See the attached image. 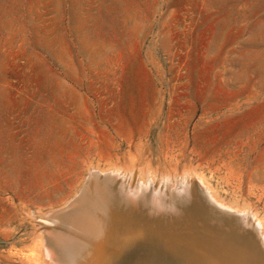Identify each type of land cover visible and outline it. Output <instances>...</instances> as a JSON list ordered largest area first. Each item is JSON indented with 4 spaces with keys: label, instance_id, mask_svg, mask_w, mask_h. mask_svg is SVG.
<instances>
[{
    "label": "rangeland",
    "instance_id": "obj_1",
    "mask_svg": "<svg viewBox=\"0 0 264 264\" xmlns=\"http://www.w3.org/2000/svg\"><path fill=\"white\" fill-rule=\"evenodd\" d=\"M110 167L201 175L264 223V0H0V264H36L37 219ZM237 221L234 237L256 243L241 262L264 264ZM186 222L134 247L133 264H187L181 237L214 242ZM90 249L62 264H88Z\"/></svg>",
    "mask_w": 264,
    "mask_h": 264
},
{
    "label": "bare ground",
    "instance_id": "obj_2",
    "mask_svg": "<svg viewBox=\"0 0 264 264\" xmlns=\"http://www.w3.org/2000/svg\"><path fill=\"white\" fill-rule=\"evenodd\" d=\"M123 173L126 172H119V169L113 167L94 171L82 188V190L84 189L83 194L80 190L79 194L82 195L72 206V208L76 205L81 207L68 215L62 213L46 220L37 219L41 226L46 228L48 242L40 241L41 252H38L40 257L37 256L38 253L36 255L33 253L37 257L36 264H38V260L39 264H62L66 258L80 256L90 248L92 254L88 264H109L116 255L119 259L123 258L122 264H133L139 260L138 256L141 255L140 252L134 251V247H138L149 239L153 241L157 238L164 240L167 239L165 237H172L171 231L182 227L180 224H184L185 221L189 222L188 224L194 221L199 223L198 232L205 233L207 236L212 235L209 236V239L213 238L212 241H214L207 247L203 240H194L189 235L181 237L178 241L186 240L187 242L182 243L181 247L178 246L181 249H177L180 252H176L175 255H181V259L188 260L187 264H243L240 258L242 256L247 258L249 255L255 259L254 253H252L254 248L250 249L253 250L251 254L248 252L250 250H247L249 248L246 247V237L243 235L234 237L235 234L233 235L232 228L235 224L232 223L237 220L231 222L226 218L222 221L221 217L218 218L217 214L215 215L214 207H218L236 218L240 215L239 213H243L241 216L243 221L241 219L242 222L237 221L240 222L242 230L247 227L251 228L252 232L257 234L261 245H264L263 220L254 214L249 215L251 212L247 209L230 207L221 201L201 175L195 174L196 176L191 175L190 177L187 174L188 177L185 176L186 178L183 180L177 178L175 174L172 178L167 177L168 182L165 179L160 182L156 175L149 180L146 176L148 174L143 175L145 173L141 175L133 171L127 174ZM176 180L180 186H177ZM140 182L147 184L146 186L140 185ZM157 183L161 185L159 188H157ZM178 189L181 192H178ZM137 194H139L138 197ZM40 221L45 222L41 223ZM191 226L193 225L191 224ZM221 226L226 229V234L223 236V233L220 232ZM216 228H220V233H217L220 235L218 240L216 237L214 238V234L218 231ZM179 231L181 232V230ZM251 242L253 241L251 240ZM253 243L256 244L255 241ZM150 244L160 247L156 242H151L148 245ZM248 246L251 245L248 244ZM170 247L173 248L172 245ZM137 263L144 264L142 261L135 264ZM181 263L182 261L178 264ZM244 264H246V260Z\"/></svg>",
    "mask_w": 264,
    "mask_h": 264
},
{
    "label": "water",
    "instance_id": "obj_3",
    "mask_svg": "<svg viewBox=\"0 0 264 264\" xmlns=\"http://www.w3.org/2000/svg\"><path fill=\"white\" fill-rule=\"evenodd\" d=\"M83 191H84V189L81 191V193L83 194ZM79 194L78 196H77V198L72 202V203H70L66 208H64V209H61V210H57V211H55V212H53L52 214H51V216H49L48 218L50 219V217H55V216H57V215H59V214H62V213H66L65 215H68V214H70V213H72L75 209H78L79 207H81V206H79V205H76L75 207H73L72 208V206L77 202V199H78V197L80 198V195H82V194ZM70 208V209H69ZM48 218H45V219H42V220H46V219H48ZM41 223H44L45 221H40Z\"/></svg>",
    "mask_w": 264,
    "mask_h": 264
}]
</instances>
